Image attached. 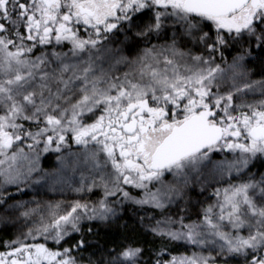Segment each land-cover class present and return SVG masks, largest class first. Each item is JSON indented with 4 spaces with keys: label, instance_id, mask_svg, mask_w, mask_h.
Segmentation results:
<instances>
[{
    "label": "snow or ice",
    "instance_id": "obj_1",
    "mask_svg": "<svg viewBox=\"0 0 264 264\" xmlns=\"http://www.w3.org/2000/svg\"><path fill=\"white\" fill-rule=\"evenodd\" d=\"M0 264H264V0H0Z\"/></svg>",
    "mask_w": 264,
    "mask_h": 264
}]
</instances>
